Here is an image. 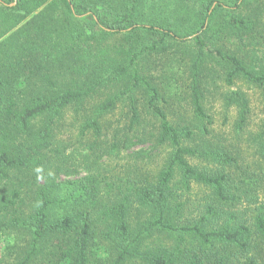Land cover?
I'll use <instances>...</instances> for the list:
<instances>
[{"label":"trees","instance_id":"trees-1","mask_svg":"<svg viewBox=\"0 0 264 264\" xmlns=\"http://www.w3.org/2000/svg\"><path fill=\"white\" fill-rule=\"evenodd\" d=\"M263 9L0 0V235L27 238L17 264H264V124L239 150L212 140L207 112L218 94L238 109L236 132L249 125L246 93H222L218 81L257 88L264 113V60L239 46L263 39ZM118 109L126 121L114 126ZM68 133L87 141L79 160ZM132 139L164 153L160 166L142 152L121 177L95 172ZM194 188L205 192L198 202Z\"/></svg>","mask_w":264,"mask_h":264},{"label":"rangeland","instance_id":"rangeland-1","mask_svg":"<svg viewBox=\"0 0 264 264\" xmlns=\"http://www.w3.org/2000/svg\"><path fill=\"white\" fill-rule=\"evenodd\" d=\"M261 4H264V0H260ZM224 3L230 4L231 0H224ZM15 3L11 4L10 6H14ZM264 10V9H263ZM262 34H264V29H259ZM258 40H260V44L257 45ZM255 42L248 41L247 39L243 42V44H240L239 46L243 47V53H241L242 56L247 57H253L255 60H257L256 63L261 62L264 60V37L263 39L260 38ZM234 41V40H232ZM256 43V44H255ZM237 45L235 43L234 48ZM232 48V47H231ZM257 57V58H256ZM177 73L180 72L178 68L175 69ZM156 76L159 78L161 76L160 71H154ZM216 81V86L218 85V89L220 88V92L227 93V92H235V91H241L246 93L249 101V108L251 110L249 125L247 129L242 132H236L235 124L237 121V115H238V109L235 105H232L231 107L225 108L224 104L225 101L218 95H212L210 99L209 105H207V112L208 114L213 118L214 124L211 127L214 130V133L212 135V140L216 142H222V143H230L234 142L237 144L239 150H247L249 148V139L252 136H256L261 132V128L264 124V113H263V103L262 98L260 95V92L257 90V88L248 86L244 83L237 82L235 86L233 87H227L225 84L221 88L222 83ZM211 85V83H210ZM213 88V86L211 85ZM175 92L177 89H172ZM214 92L215 89L213 88ZM106 93L110 91H104ZM216 93V92H215ZM99 97H96L93 102L100 101ZM176 98L173 99V103H175L176 108H182L183 112L186 113V102L183 100L181 102L176 101ZM103 100V99H102ZM121 109V108H120ZM118 109L114 114L110 115L108 117V120L110 122L114 123V126L118 125L121 121L125 122L126 120L124 117L121 116V110ZM178 110V109H177ZM142 112H145L142 110ZM143 117L149 121V117H147V114H143ZM173 119L178 118H186L187 115H176L172 116ZM227 117V118H226ZM72 115L71 113L67 114L65 124H69L71 121ZM226 118V119H225ZM69 134V133H68ZM65 136V139L68 140L69 146L71 148L67 152V155H72L73 157H77L76 159H81V154H87L89 151L87 150V141H84L82 144H80L79 139L77 138L76 133H72ZM108 137V143L112 139L111 133H107ZM138 139H132L134 141L133 145H128V149L121 150V153L119 157L115 156H107L106 161L102 164L101 168L99 170L94 167L95 172L101 171L102 175L107 176H122L123 174V165L126 163L128 156L130 154H138L142 152H147L148 154H151V156L154 158L155 164L152 166V168H155L160 166V164L163 162V158L165 157L164 153H160L158 150H155L151 143L141 144L137 141ZM86 144V145H85ZM77 155V156H76ZM135 157V155H134ZM94 172V171H93ZM79 173L81 176L87 175L86 168L82 167L79 168ZM80 176H71L67 177L64 176L63 179H71L75 180L79 178ZM205 195V192L199 188H194V190L191 192L189 199L192 202H198L203 196ZM27 245V238L25 236H21L20 234H17L16 232L11 233H2L0 235V261H3L2 264H17V262L20 261L22 254L25 250V247Z\"/></svg>","mask_w":264,"mask_h":264}]
</instances>
